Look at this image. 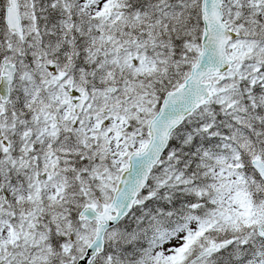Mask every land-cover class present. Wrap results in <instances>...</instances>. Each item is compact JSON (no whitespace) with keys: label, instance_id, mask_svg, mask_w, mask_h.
Wrapping results in <instances>:
<instances>
[{"label":"snow or ice","instance_id":"6c2138e0","mask_svg":"<svg viewBox=\"0 0 264 264\" xmlns=\"http://www.w3.org/2000/svg\"><path fill=\"white\" fill-rule=\"evenodd\" d=\"M0 264H264V0H0Z\"/></svg>","mask_w":264,"mask_h":264}]
</instances>
